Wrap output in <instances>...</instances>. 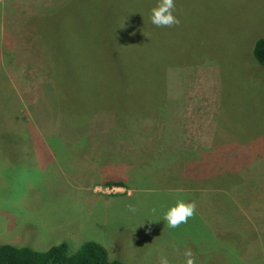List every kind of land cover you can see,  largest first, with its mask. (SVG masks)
I'll return each instance as SVG.
<instances>
[{
    "label": "rangeland",
    "instance_id": "1",
    "mask_svg": "<svg viewBox=\"0 0 264 264\" xmlns=\"http://www.w3.org/2000/svg\"><path fill=\"white\" fill-rule=\"evenodd\" d=\"M156 3L0 0V245L65 242L73 254L93 241L123 264H180L177 248L195 264H264V67L253 54L264 0H174L172 28L151 23ZM45 14L56 54L51 31L123 18L131 69L108 66L84 101L72 64L56 75L42 61ZM177 200L196 213L169 229L162 215Z\"/></svg>",
    "mask_w": 264,
    "mask_h": 264
},
{
    "label": "trees",
    "instance_id": "2",
    "mask_svg": "<svg viewBox=\"0 0 264 264\" xmlns=\"http://www.w3.org/2000/svg\"><path fill=\"white\" fill-rule=\"evenodd\" d=\"M70 6H72V3L67 8ZM130 8H132L130 4H119V11H123L124 13H129ZM45 16L48 17L46 14ZM50 19L51 17H48L47 20L38 19L39 23L36 26L38 35H42L41 39L46 43V45L41 44L42 46L40 52L42 61H45V63L48 64L52 70L54 69L56 75L57 73L60 74L62 71L60 65L64 63L72 64V86H75L74 94L77 92L80 93V97L84 101L88 100L90 95L92 96L96 94V85H99L101 89H104L102 80L106 75H103L102 73L104 70L108 69V66L111 68L113 74L114 70L116 73L119 70L120 63L123 68L126 66L127 69H131L129 66V59L126 55L125 57L123 56L124 51L120 46L121 41L118 38L120 27L124 25L126 26V24L123 23V18L78 21V25L80 24L81 30L84 32H81L78 29L73 31V27H70V29L65 27L62 33L51 31L53 35L57 33L56 49L58 50V54L55 52L52 53L51 51L53 48L52 45L54 46V44H51L46 38H43L45 36V32L42 30L43 24H50ZM73 22L75 25V20ZM44 30L46 31L45 28ZM85 38L89 42L88 45L85 43ZM253 54L255 59L264 67V38H261L256 42ZM134 75V72H131L128 74L127 78L132 77L131 79H133ZM150 76L153 77V75ZM152 79L154 82V78ZM91 80L94 84H92ZM105 84L108 85L106 82ZM96 100L100 104L102 103V100L105 99L102 98V100ZM98 106V111L104 113V108L100 105ZM76 116H79V112L72 113V119ZM87 122L88 121H86V124ZM84 124H81V126ZM81 128L82 127L75 129V133H77ZM0 264L123 263L118 260H112L106 248L100 243L89 241L84 243L73 254L70 253L69 246L65 242L53 246L46 251H40L29 246L18 245L14 243L1 244Z\"/></svg>",
    "mask_w": 264,
    "mask_h": 264
},
{
    "label": "clouds",
    "instance_id": "3",
    "mask_svg": "<svg viewBox=\"0 0 264 264\" xmlns=\"http://www.w3.org/2000/svg\"><path fill=\"white\" fill-rule=\"evenodd\" d=\"M175 11L174 0H157L155 6L150 9L149 19L157 28H172L180 23L179 19L174 15ZM128 210L132 213L138 211L133 205H128ZM152 211L155 212L156 209ZM195 213V201L185 202L177 200L174 205L169 206L163 212L162 220L165 221L169 229H176L182 224H186L189 219L194 217ZM175 251L183 257L180 264H195V257L191 249H185L183 253H180L178 248ZM157 264H171V262L167 256L161 255L158 257Z\"/></svg>",
    "mask_w": 264,
    "mask_h": 264
},
{
    "label": "crops",
    "instance_id": "4",
    "mask_svg": "<svg viewBox=\"0 0 264 264\" xmlns=\"http://www.w3.org/2000/svg\"><path fill=\"white\" fill-rule=\"evenodd\" d=\"M214 127H216V123H215ZM204 134H205V140L206 141H212V143H210V144L213 145L214 144V142H213L214 135H215V137L217 135V133L215 134L214 129L213 128L211 130L209 129V131L204 132ZM209 145H207V146H209ZM202 147H204V146H202ZM202 147L199 146V147H194V148H198L199 149V148H202ZM190 148H192V147H190Z\"/></svg>",
    "mask_w": 264,
    "mask_h": 264
}]
</instances>
